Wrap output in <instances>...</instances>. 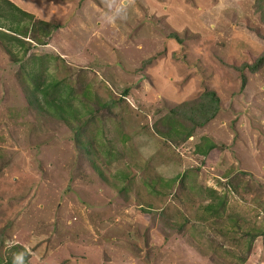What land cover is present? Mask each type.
Returning a JSON list of instances; mask_svg holds the SVG:
<instances>
[{
  "label": "rangeland",
  "instance_id": "1",
  "mask_svg": "<svg viewBox=\"0 0 264 264\" xmlns=\"http://www.w3.org/2000/svg\"><path fill=\"white\" fill-rule=\"evenodd\" d=\"M10 1L60 28L18 61L0 42V263L264 264V65L246 67L264 55V0ZM41 67L91 113L36 111ZM205 92L216 118L160 135Z\"/></svg>",
  "mask_w": 264,
  "mask_h": 264
},
{
  "label": "trees",
  "instance_id": "2",
  "mask_svg": "<svg viewBox=\"0 0 264 264\" xmlns=\"http://www.w3.org/2000/svg\"><path fill=\"white\" fill-rule=\"evenodd\" d=\"M4 21L9 22L10 25L8 27L2 26ZM59 28L60 25L58 24H51L50 22L38 20L32 13L23 10L10 0H0V42L5 46L7 52L14 61H18L20 56L14 52L13 48H18L23 58H25L32 50V47H34V44L36 46L48 45L47 42ZM37 61H39V59H37L35 63ZM262 65H264V55L258 58L254 65H248L246 67L251 71H256ZM47 70L48 68L46 67L44 69L42 67L37 68V73L31 72L29 75L31 87L27 90V97L29 103L36 111L70 125L80 120L85 114L91 113L90 108L85 106L87 100L81 102V99L78 98L73 88L52 78L47 73ZM83 98L87 99L85 97ZM76 101L80 102L79 106L75 104ZM188 105L189 104L183 103L178 110L172 112L177 116L176 118H173V116H166L164 118L163 124L165 130L160 133L161 136L175 143L186 141L193 137L197 128L205 126L216 118L221 109L220 99L215 92H205L200 101L196 102L193 106ZM109 106V104L104 105V107ZM188 107H191L189 111H187ZM181 108H185L183 110L184 112H179ZM83 126L79 127L76 132V139L78 138L80 143H82V141L79 136L81 137L84 134ZM206 141L208 140L206 139ZM84 143V147L87 148L88 152L94 151L90 139L84 140ZM214 149L215 145L209 143L208 146H205V149H200V153L204 156H208ZM223 205V202H219L216 207L215 204H209L206 210L213 216H217L219 210L224 208ZM15 262V260H8L2 264H13Z\"/></svg>",
  "mask_w": 264,
  "mask_h": 264
},
{
  "label": "clouds",
  "instance_id": "3",
  "mask_svg": "<svg viewBox=\"0 0 264 264\" xmlns=\"http://www.w3.org/2000/svg\"><path fill=\"white\" fill-rule=\"evenodd\" d=\"M120 11H121L120 9H117L116 14L118 15L120 13ZM114 18H115V16H112V17H109L108 19L111 20V19H114Z\"/></svg>",
  "mask_w": 264,
  "mask_h": 264
}]
</instances>
